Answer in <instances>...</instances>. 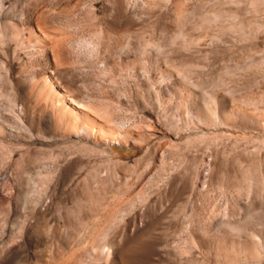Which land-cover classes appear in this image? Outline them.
<instances>
[{"label": "rangeland", "instance_id": "obj_1", "mask_svg": "<svg viewBox=\"0 0 264 264\" xmlns=\"http://www.w3.org/2000/svg\"><path fill=\"white\" fill-rule=\"evenodd\" d=\"M0 264H264V0H0Z\"/></svg>", "mask_w": 264, "mask_h": 264}, {"label": "bare ground", "instance_id": "obj_2", "mask_svg": "<svg viewBox=\"0 0 264 264\" xmlns=\"http://www.w3.org/2000/svg\"><path fill=\"white\" fill-rule=\"evenodd\" d=\"M46 83H49V82H46ZM49 86H50V84H49ZM48 86V87H49ZM49 88H51V87H49ZM51 90V89H50ZM54 93V92H53ZM45 98L46 99H49L50 101H51V106L55 109V112H56V114H55V119H56V122L58 123V125L59 124H61L62 125V120L64 119V116H65V112H67L66 110H67V107H66V104H65V102H66V99H65V97L64 96H62V95H60L59 93H55L54 95H52V93H50V92H46L45 93ZM48 100V101H49ZM69 110V109H68ZM65 120V119H64ZM70 121V123H71V125H70V127H69V130L71 131V132H75L76 131V133H78V134H80L79 132H81V133H83V134H85V135H89V136H96V131H95V129L94 128H91V126L90 127H88V126H85V127H82V128H80V129H78V130H76L75 128H73V126H72V123L75 121L74 120V118L73 119H71V120H69ZM74 124V123H73Z\"/></svg>", "mask_w": 264, "mask_h": 264}]
</instances>
